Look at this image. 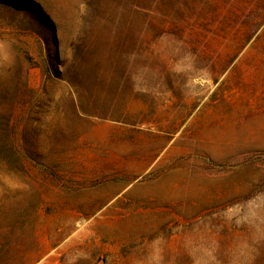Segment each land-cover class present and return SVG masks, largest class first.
<instances>
[{
  "label": "rangeland",
  "instance_id": "obj_1",
  "mask_svg": "<svg viewBox=\"0 0 264 264\" xmlns=\"http://www.w3.org/2000/svg\"><path fill=\"white\" fill-rule=\"evenodd\" d=\"M0 264H264V0H0Z\"/></svg>",
  "mask_w": 264,
  "mask_h": 264
}]
</instances>
